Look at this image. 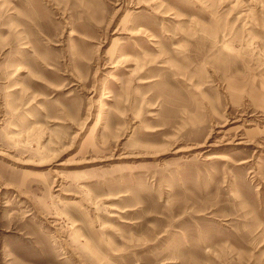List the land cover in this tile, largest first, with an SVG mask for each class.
<instances>
[{"label":"rangeland","instance_id":"obj_1","mask_svg":"<svg viewBox=\"0 0 264 264\" xmlns=\"http://www.w3.org/2000/svg\"><path fill=\"white\" fill-rule=\"evenodd\" d=\"M0 264H264V0H0Z\"/></svg>","mask_w":264,"mask_h":264}]
</instances>
